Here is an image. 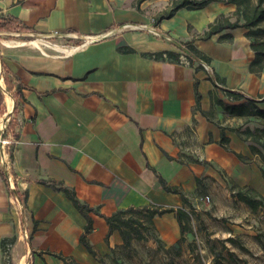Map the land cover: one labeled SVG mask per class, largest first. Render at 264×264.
Masks as SVG:
<instances>
[{"label":"crops","instance_id":"crops-1","mask_svg":"<svg viewBox=\"0 0 264 264\" xmlns=\"http://www.w3.org/2000/svg\"><path fill=\"white\" fill-rule=\"evenodd\" d=\"M169 2L0 0V15L29 28L0 32V68L2 61L20 86L18 109L12 104L7 112L14 118L11 153L0 146V264H64L58 256L99 264L79 241L85 218L64 193L42 182L73 189L103 216L152 205L175 210L182 199L164 191L159 178L182 190L192 206L198 188L218 182V170L232 175L243 166L231 152L251 157L247 143L231 133L229 151L220 147L219 127L200 114L212 105L209 92L231 103L209 74L250 99L264 96V73L249 72L254 54L245 30L194 37L195 48L210 59L207 69L189 65L184 54L177 63L154 57L180 52L182 43L235 7L213 1L157 21ZM224 34L232 41L220 40ZM257 105L264 109V100ZM90 216L86 241L97 256L107 255L119 234H109L103 217ZM154 223L165 243L177 241L175 214Z\"/></svg>","mask_w":264,"mask_h":264},{"label":"rangeland","instance_id":"rangeland-1","mask_svg":"<svg viewBox=\"0 0 264 264\" xmlns=\"http://www.w3.org/2000/svg\"><path fill=\"white\" fill-rule=\"evenodd\" d=\"M260 29L263 32L260 39L264 40V23L260 25ZM24 32L28 31L19 30L9 33ZM24 39L30 41L37 38L24 37ZM4 78L9 82L12 90L9 91V88L4 85ZM14 81V78L4 72L1 67L0 140H6V144H0V146L6 145L8 153H11L13 146L11 143L13 129L11 127L14 118L7 114L9 105L6 100L10 101V106L13 104L14 110H17L19 106V101L15 97L14 87L17 85ZM203 112H200L201 116L212 125L224 130L225 135L231 133L239 139L238 132H244L246 128L253 130L256 127H263L253 117L250 119L230 117L213 104ZM189 133V130L184 131V134L188 136ZM257 147L264 153L260 146ZM247 148L251 157L244 155L243 166L237 168L234 174L228 175L218 170V182L213 184V182L206 181L208 187L198 188L196 198L192 203L193 211L187 227L188 231L182 235V242L179 243L178 250L170 248L174 242L167 244L159 236L154 223V219L159 216L153 218L151 225L143 215L145 211L137 215L123 214L126 218L131 216L134 220H141L142 224L137 222L133 226L140 231L142 238L132 240L128 245H123L119 238V244L114 246L107 255L98 256L102 260H98V263L264 264V208L253 213L244 203L238 202L234 198V193L243 186L255 189L264 198V179L260 171L261 168H264V162L259 156L250 153L248 144ZM245 181L250 184H244ZM157 224L163 226L162 229H167V223ZM180 238L181 235L178 239ZM157 239L160 240V243L157 242Z\"/></svg>","mask_w":264,"mask_h":264},{"label":"trees","instance_id":"trees-1","mask_svg":"<svg viewBox=\"0 0 264 264\" xmlns=\"http://www.w3.org/2000/svg\"><path fill=\"white\" fill-rule=\"evenodd\" d=\"M217 1L223 2L225 4H230L235 7V11L231 16L220 15L216 18L211 24H209L206 29L197 35H193V39L191 41L182 43V50L177 53L173 52H163L162 54L154 55L155 58L163 59L166 58L172 62H179L181 56L183 55L185 60L189 65L192 66L194 62H197V69H203L200 62L204 64H208L210 59L206 57L202 52H199L194 44V37L200 40L209 39L212 35L220 33L222 30H233L237 27H241L245 30L244 36L249 41V47L251 51H253V59L249 63V72L255 75H260L264 73V40L260 39L262 35V31L260 29V25L264 23V0H170L167 10L161 14L157 18L161 20L162 18H170L172 17L178 10L181 8H185L188 10L191 9H203L207 4ZM233 19V20H232ZM19 30L28 31L29 28L26 27L20 20L17 18H13L10 16H2L0 15V32H15ZM232 37L229 34H224L221 36L220 40H224L225 42H231ZM2 68L4 72L9 73L5 64L1 61ZM208 79L212 82L215 89H219L224 97L230 100L231 103L225 102L223 99L219 98L215 92H209V96L213 105L218 106L224 114L235 117V118H255L259 124L263 127H256L253 130L246 128L244 132H238L237 135L242 139L243 142H246L249 145V151L251 154L259 156L264 162V153L257 147L260 146L262 150H264V109L258 107L257 103L264 100V96H259V101L255 99H250L243 95L240 92H235L228 90L222 87L223 81L220 80L216 75L209 74ZM4 85L8 87L9 91L12 90L10 88L9 82L4 78ZM15 97L20 95V86L17 84L15 88ZM195 96H196V105L195 110L200 111V96L197 91V83H195ZM0 100H2V95L0 94ZM204 113L203 111H200ZM220 137L218 145L223 149L229 151L228 144L229 140L225 135L224 130L220 129ZM231 152V151H230ZM236 159L240 161H245V157L240 153H234ZM193 163H201L198 159L192 160ZM261 176L264 179V168H261ZM198 183L199 180L195 178ZM42 184L47 187H51L54 190L60 191L65 194L66 198L72 202L75 209L80 213L86 220V224L83 228V233L81 234L79 241L83 246L86 247L87 251L90 253L92 257H95L97 260L102 261L96 254V252L92 249L91 246L86 241V236L92 230V219L90 214H97L104 218L106 225L108 227L109 234L112 232H117L119 237L121 238L123 245H128L132 240L141 239V233L139 230L133 226L135 223H141V220H134L131 216L126 218L123 214H142L144 211L145 218L152 225V220L156 216H162L167 212H172L175 214L176 223L178 225V229L180 231L181 238L178 239L171 245L170 248L177 249L179 248V243L182 242V235L188 231V225L191 218V212L193 208L187 199L186 195L180 190L178 187H173L167 185L162 178H159V184L162 186L164 191L179 195L180 199H182L183 207L181 209H171V208H161L157 206H144L137 207V209L133 208H125L123 210H117L108 216H103L99 213L98 208H90L85 203L77 200L75 192L73 189L64 186L60 182L48 181L42 182ZM13 195H16V192H12ZM234 198L237 199L238 202L244 203L251 212L255 213L258 209L264 208V198L259 195V193L249 187L243 186L240 187L235 193ZM133 232H135L133 234ZM157 242L160 243V240L157 239ZM64 264H76L71 258L58 256Z\"/></svg>","mask_w":264,"mask_h":264},{"label":"bare ground","instance_id":"bare-ground-1","mask_svg":"<svg viewBox=\"0 0 264 264\" xmlns=\"http://www.w3.org/2000/svg\"><path fill=\"white\" fill-rule=\"evenodd\" d=\"M7 44H13L11 42H6ZM30 44L31 45H34V46H37V47H40V45L42 44V42L40 40H31L30 41ZM42 48V47H41ZM8 102V105H9V108H10V101L6 100Z\"/></svg>","mask_w":264,"mask_h":264},{"label":"built area","instance_id":"built-area-1","mask_svg":"<svg viewBox=\"0 0 264 264\" xmlns=\"http://www.w3.org/2000/svg\"><path fill=\"white\" fill-rule=\"evenodd\" d=\"M183 59V58H182ZM183 60H185V59H183ZM200 64H201V66L204 68V69H207L208 67H207V65L206 64H204V63H202V62H200ZM0 144H6V140H0Z\"/></svg>","mask_w":264,"mask_h":264}]
</instances>
